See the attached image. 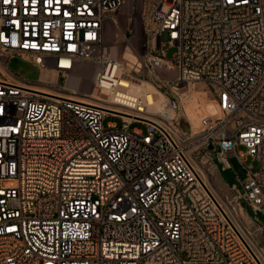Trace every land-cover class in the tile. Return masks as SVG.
<instances>
[{
	"label": "built area",
	"instance_id": "2783aa9c",
	"mask_svg": "<svg viewBox=\"0 0 264 264\" xmlns=\"http://www.w3.org/2000/svg\"><path fill=\"white\" fill-rule=\"evenodd\" d=\"M126 2L0 0V264H264L250 234L264 226L241 213L244 200L264 215V0H159L145 43L122 31ZM109 25L134 53L131 68L108 50ZM15 56L39 68V83L8 69ZM83 64L95 66V88L114 84L124 116L43 89L63 92ZM121 78L148 79L160 111L118 88ZM196 82L218 112L184 135L175 89ZM215 157L224 170L232 157L258 162L244 166L245 193L216 195Z\"/></svg>",
	"mask_w": 264,
	"mask_h": 264
},
{
	"label": "rangeland",
	"instance_id": "374dc122",
	"mask_svg": "<svg viewBox=\"0 0 264 264\" xmlns=\"http://www.w3.org/2000/svg\"><path fill=\"white\" fill-rule=\"evenodd\" d=\"M159 0H127L124 8L121 10L118 21L122 26V31H127V29H131L132 33L138 32L140 33V39L142 42L145 43L147 40V37L149 39L153 38L157 31V20L155 18V7L157 6ZM129 33V32H128ZM117 34L113 32L111 36L107 39V48L109 47H115L117 49V52L119 56H121V53L123 52V48L119 45L118 41L120 38L116 37ZM163 43L166 45V50H168V56L173 57L176 49L171 48L168 45V36L167 34H164L162 37ZM114 45V46H113ZM108 48V49H109ZM141 49L144 50L145 47L141 45ZM88 66L92 69H95V66L92 64H83L81 67ZM8 69L13 72L15 75H18L20 78H22L25 81H28L30 83H39L41 79V72L39 68L35 65H33L31 62L26 61L23 58L20 57H12L7 62ZM144 82H149L147 79ZM61 84H63V81H60ZM161 88L163 91L166 89V86L161 85ZM186 94L189 95H198L202 101L205 103L206 107L210 109L215 114L218 112V107L215 102V94L214 91L205 83L203 82H196L190 84L189 87H187ZM176 90V89H175ZM66 94H71L75 96H81L80 94H72L70 92L63 91ZM169 94L172 97H175L178 101V97L175 96L171 91ZM185 94V95H186ZM184 95V96H185ZM205 115L201 116V119ZM200 119V121H201ZM193 126H192V123ZM110 123H116L119 127L123 125V122L121 118L119 117H113V116H107L104 120V124L108 125ZM177 127L184 135L192 134V129L194 132H199L200 130V124L198 121H190V117L186 114L184 111L182 105H180V111L178 116V122ZM192 127V128H191ZM130 128L133 129H140L144 133L147 132V126L141 123H133ZM196 133V134H197ZM238 152H246V148L243 146L238 147ZM205 154V153H204ZM202 154V161H206V156ZM214 163L217 166L218 172L213 171L212 174H209V177H212L214 182L211 180V183L213 185V189L216 192L217 196L224 199L228 196L232 195V190L235 189V187L243 194L245 193V188L243 185V181L245 180L247 176V172L244 169V166L246 167H252L253 171H257L259 168L258 162L253 160L252 157H247L246 162L244 166L239 162L237 157H232L229 159V163L231 165V169L224 170L223 164L218 160V157H215ZM208 174V173H207ZM207 177V176H206ZM241 213L247 214L251 218H258L259 222L264 226V215L262 213H258L255 215L254 211L252 210L251 206L248 202L242 201L241 202ZM250 230L255 232L253 228ZM255 240L257 241V247L259 250H264V234L261 238V235L259 233L254 234Z\"/></svg>",
	"mask_w": 264,
	"mask_h": 264
},
{
	"label": "bare ground",
	"instance_id": "6f19581e",
	"mask_svg": "<svg viewBox=\"0 0 264 264\" xmlns=\"http://www.w3.org/2000/svg\"><path fill=\"white\" fill-rule=\"evenodd\" d=\"M113 32L117 34L116 36L117 38H122V35L119 32L114 31V28L111 25H109L107 39L111 36V34H113ZM108 50L111 51L112 55H116L117 49L115 47L111 46ZM123 58L129 64V68H131L132 65L135 64V62L137 61L134 53L131 50H126V51L124 50ZM96 73H97L96 69H92L91 67L88 66L81 67L78 72L70 76V78L64 85L63 87L64 91L77 95L80 94L81 96L66 94L64 92H59V91L56 92L48 88H43V89L49 94L69 98L72 100H77L87 104L101 106L106 110V112H110L116 115L119 114V116H124L127 112L122 108H120L119 106H117L114 102V97L112 95V90H113L112 88L114 84L111 85L112 87L108 85L105 87H100V89L94 87V80L96 77ZM116 86L118 88H130L131 89L130 91L141 94L148 103L149 113L157 114L160 111L161 108L160 102L163 98V94L159 90H157L151 83L143 82L142 84H138V83L131 84L127 80L121 78L118 80ZM187 90H188L187 88H179L176 89L175 92L179 96L180 103L184 111L190 117V121L191 120H193L194 122L198 121L200 124V119L202 115L208 116L215 114L206 107L205 103L198 95L194 94L191 96L189 95V92L188 94H186ZM196 133L197 132H194L192 129V134L194 135ZM205 178L207 180L206 175ZM252 228L254 229L255 232L253 233V231L250 230V234L254 236L255 233L259 232V230L255 226H253ZM246 237L251 244H255L250 236L246 235Z\"/></svg>",
	"mask_w": 264,
	"mask_h": 264
},
{
	"label": "snow or ice",
	"instance_id": "6c2138e0",
	"mask_svg": "<svg viewBox=\"0 0 264 264\" xmlns=\"http://www.w3.org/2000/svg\"><path fill=\"white\" fill-rule=\"evenodd\" d=\"M8 2V0H5V3H7Z\"/></svg>",
	"mask_w": 264,
	"mask_h": 264
}]
</instances>
